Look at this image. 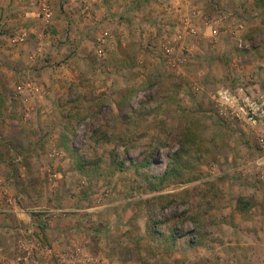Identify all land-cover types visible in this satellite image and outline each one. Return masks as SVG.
<instances>
[{
    "label": "rangeland",
    "instance_id": "374dc122",
    "mask_svg": "<svg viewBox=\"0 0 264 264\" xmlns=\"http://www.w3.org/2000/svg\"><path fill=\"white\" fill-rule=\"evenodd\" d=\"M37 1L0 0V264H264V120L215 97L264 94V2L144 0L132 25L103 0H47L37 23ZM149 144L152 173L189 163L154 191L129 162Z\"/></svg>",
    "mask_w": 264,
    "mask_h": 264
},
{
    "label": "built area",
    "instance_id": "2783aa9c",
    "mask_svg": "<svg viewBox=\"0 0 264 264\" xmlns=\"http://www.w3.org/2000/svg\"><path fill=\"white\" fill-rule=\"evenodd\" d=\"M39 9L36 12L38 18L49 21L52 18V9L47 0H38ZM183 24L185 30L194 33L196 30L190 21L185 19ZM27 32L25 30L18 31L10 39L13 46H21L26 42ZM216 102L224 113L225 117L243 122L244 124L255 128L264 120V94L257 97L248 95L244 89H220L216 95Z\"/></svg>",
    "mask_w": 264,
    "mask_h": 264
},
{
    "label": "trees",
    "instance_id": "16d2710c",
    "mask_svg": "<svg viewBox=\"0 0 264 264\" xmlns=\"http://www.w3.org/2000/svg\"><path fill=\"white\" fill-rule=\"evenodd\" d=\"M258 3H263L264 0H257ZM120 120H127L131 119L132 113L129 112L127 114L120 112ZM133 122V120H131ZM130 121H128L126 124H129ZM75 132V129H74ZM94 138V137H93ZM97 142V139H95ZM159 145V144H158ZM158 145L156 147L153 144H149V154H146L142 156L141 158H136L133 160H129L130 167L138 174L141 175L144 181H147L149 183V186L151 187L150 190H155V187L162 186L165 182V180H175L180 174H182L181 171H185L189 167V163L184 160L181 154H174L172 157L169 158V164L167 169L164 171L162 175H158L155 173H152L150 170L151 164L153 163V158L151 159V156H156V150ZM182 147L183 152L187 151V147L185 144ZM79 158H75L76 164L78 168H84L86 166L84 157L82 155H78ZM118 162H116L115 167L117 169H123L124 163L127 162V160H124L118 155ZM174 196L172 195H163V196H155L153 197V200H157L160 202L161 208L168 207L169 205H172L174 203ZM248 208V202H245L243 199L237 200V205L235 207L238 211H245Z\"/></svg>",
    "mask_w": 264,
    "mask_h": 264
},
{
    "label": "crops",
    "instance_id": "0c3cea01",
    "mask_svg": "<svg viewBox=\"0 0 264 264\" xmlns=\"http://www.w3.org/2000/svg\"><path fill=\"white\" fill-rule=\"evenodd\" d=\"M97 1V0H96ZM100 1V0H99ZM129 1H131V3H129ZM144 0H118V2H122V5L123 6H121V7H115V2H117V0H103V2H105V4H106V6L103 8L106 12H107V14H109V15H112V13H114L113 11L114 10H116V9H118L119 8V10H121V11H123V14H122V16L124 17V18H127V19H129L130 20V22L132 23V25H133V20H135V18H137V20H136V22L138 23H140V22H143L144 21V19H143V13H140L139 11L140 10H138V12H136L135 13V10H134V8H136V7H138L139 8V6H140V3H142ZM101 6V7H100ZM102 5H94V7H93V11H94V13H95V16H96V20L95 21H99L100 20V15H101V13H102ZM130 11H133L134 13H132V12H130ZM28 12H30L32 15H33V13H36V9L35 10H30V11H28ZM157 13L159 14V13H162V11L161 12H157L156 10H155V12H151V14L152 15H154V20L156 19V22H162V20H159L160 19V17H162L161 15H160V17L159 16H157ZM167 14H169L170 12H169V10H168V12H166ZM131 15H136V17L135 18H132L131 17ZM165 17V16H164ZM158 18V19H157ZM32 21H37V23H40L39 21H43V22H45V20L44 19H42V18H38L36 15L35 16H32L31 18H30ZM42 22V23H43ZM3 22H1L0 24H2ZM96 25H98V26H100V24H98V23H96ZM142 26H143V24H141ZM144 25H145V23H144ZM146 27V29H148V27L149 26H145ZM140 30H142V31H145L144 30V28H139ZM138 29V30H139ZM153 28H151V30H152ZM71 32V31H70ZM46 42H44L43 40L40 42V43H37L36 44V46L34 47L33 46V44L31 45V42L29 43V44H26V45H24V46H22V48H20V49H18L19 51H21V50H25V55H26V57L23 59V60H29L30 58H31V56L29 55V52H32L31 53V55L34 57V55H35V53H34V49L36 48L37 49V51L38 52H36L37 53V55H39V56H43V53L46 51V49H47V47H46V44H45ZM40 47V48H39ZM29 49V50H28ZM2 51H4L3 49H2ZM40 51H41V54H40ZM0 52H1V50H0ZM34 53V54H33ZM31 60V59H30ZM261 124V123H260Z\"/></svg>",
    "mask_w": 264,
    "mask_h": 264
}]
</instances>
